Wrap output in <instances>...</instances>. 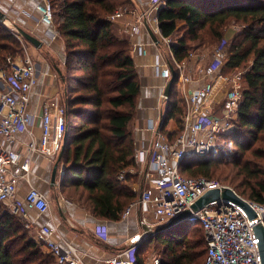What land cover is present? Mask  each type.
Segmentation results:
<instances>
[{"label":"trees","instance_id":"trees-1","mask_svg":"<svg viewBox=\"0 0 264 264\" xmlns=\"http://www.w3.org/2000/svg\"><path fill=\"white\" fill-rule=\"evenodd\" d=\"M130 3L52 0L56 27L64 41L65 64L82 77H75L74 84L66 88L68 137L61 159L65 166L61 188L65 196L110 222H120L139 199L131 190L130 171L136 168L133 122L141 88L131 45L115 34L110 19ZM231 20L244 28L227 44L223 73L247 68L235 127L215 153L183 161L179 171L184 177L227 182L248 200L264 203V0H167L157 14L159 30L163 37L172 38L178 62L193 50L222 44L223 30ZM21 40L0 22V67L5 68L9 58L22 52ZM178 90L177 81L161 128L171 142L180 131L171 134L168 125L174 121L182 128L186 113L185 99L179 98ZM177 227L144 236L135 251L136 263L145 264L144 252L162 245L160 264H205L207 244L202 229L189 223ZM0 264H58L7 204L0 205Z\"/></svg>","mask_w":264,"mask_h":264},{"label":"built area","instance_id":"built-area-1","mask_svg":"<svg viewBox=\"0 0 264 264\" xmlns=\"http://www.w3.org/2000/svg\"><path fill=\"white\" fill-rule=\"evenodd\" d=\"M37 10L41 21L53 31L55 17L52 0H40ZM151 9L159 12L166 7L167 0H148ZM144 15L136 16L125 8H120L111 17L115 22L121 18L133 21L127 32L137 34L146 22ZM146 24V23H145ZM158 29V28H157ZM158 47L167 62L158 67L159 75L168 82L172 75L170 65L178 75V87L186 102V113L182 118V129L173 142L161 134L156 135L150 148L149 169L145 174L151 189L143 190L140 203L151 207L158 224L166 225L170 221L190 212L183 223L198 225L207 244L205 264H262V258L256 236V228L264 232V203L247 200L232 187L206 178L184 177L179 167L183 161L204 158L215 153L222 145L224 136L231 134L238 118L240 102L244 93L243 75L236 72L224 74L223 68L228 60V51L224 47L216 48L211 63L203 65L197 55L191 53L183 62H178L172 51V38L163 37L157 30ZM53 31L50 36H59ZM131 52L136 56L147 54L145 47L135 43ZM5 68L0 67V137L8 145L17 142V137L27 133L31 141L25 146V154L0 149V205L7 204L11 213L22 217L28 223L27 213L37 216L47 213L50 203L41 191L30 185L24 199L25 209L18 200L19 183L28 181L31 172L29 155L40 154L45 161H55L65 148V136L68 135L66 107L59 99L45 104L41 118L42 133L39 139L32 133L35 117L29 113L31 93L38 83L36 65L30 55L20 59H8ZM195 83L201 85L194 89ZM144 91L140 89V96ZM166 97L162 120L165 119L168 106ZM151 126L156 131L152 122ZM123 179V176H120ZM29 183V182H28ZM218 190L220 198L194 211L192 207L211 191ZM225 191L232 192L242 199L253 211L252 220L246 210L235 200L224 196ZM133 204L125 213L128 216L136 207ZM144 224L148 225L145 221ZM182 223V224H183ZM148 227V226H146ZM147 231H152L148 227ZM97 234L107 240V228L101 227ZM54 230L43 226L36 230L34 239L42 249L52 255L58 264H81V259L71 247L63 248L53 239ZM137 246L131 250L136 251ZM159 258L151 264H160ZM106 264H137L135 259L124 260L121 254L105 261Z\"/></svg>","mask_w":264,"mask_h":264},{"label":"crops","instance_id":"crops-1","mask_svg":"<svg viewBox=\"0 0 264 264\" xmlns=\"http://www.w3.org/2000/svg\"><path fill=\"white\" fill-rule=\"evenodd\" d=\"M40 2V0H0L2 9L0 10L4 14L6 13V17L10 14L11 17L23 18V30L36 37L43 45L40 49L32 46V55L29 54L32 59L33 56L36 58V61L34 59L33 61L36 65L38 78V83L31 93V103L28 108L29 113L35 117L31 130L37 139L41 137L42 133L41 118L44 105L52 103L55 99H62L65 81L64 41L60 36H50L53 31L41 21L37 10ZM127 7L136 16L144 15L146 18V24L141 26L137 34L127 32L133 22L128 18H121L114 22L115 34L118 37L128 40L130 45L141 44L147 51V54L143 56H136L132 52L138 72L139 86L144 91L137 99L136 115L133 122L136 168L130 171L134 180L130 186L131 190L139 195L136 207L128 216L124 214L120 222L99 219L86 206L75 199L68 198L63 193L61 179L65 166L62 162L58 167L56 185H52V171L57 159L47 162L40 154L28 156L31 160L30 176L28 181H20L18 188V200L23 209H25V195L30 185L45 194L50 203L47 213L37 216L26 210L31 229L36 231L43 226L51 227L54 230V241L62 245L63 248L74 249L81 259V264H106L105 261L118 254H121L124 260H133L135 251L131 248L150 233L145 230V227H151L152 231L159 227L156 225V217L152 208L143 206L139 201L142 191L151 189L145 174L149 169L150 148L159 133L158 130L162 122L164 108L162 97L167 85V82L159 75L158 67H162L167 59L157 44L159 37L157 32L159 30L158 10H152L148 0H131ZM200 58H202L203 65H209L212 56L205 60V56L197 54L199 61ZM204 62L206 63L204 64ZM200 85V83H195L192 88L196 89ZM152 122L156 131L151 126ZM168 126L171 127L169 131L171 134L175 135L180 131L174 121H171ZM30 141L31 137L27 133L20 134L17 137V142L13 145L6 144L0 137V149L4 148L27 156L25 146ZM105 226L108 239L102 240L97 231ZM131 242L134 243L131 245Z\"/></svg>","mask_w":264,"mask_h":264},{"label":"rangeland","instance_id":"rangeland-1","mask_svg":"<svg viewBox=\"0 0 264 264\" xmlns=\"http://www.w3.org/2000/svg\"><path fill=\"white\" fill-rule=\"evenodd\" d=\"M1 7V6H0ZM1 9V8H0ZM125 9L128 10V7H125ZM2 10V9H1ZM4 11V9H3ZM6 14V13H5ZM8 14V12H7ZM9 16V17H8ZM7 21L5 23H2L4 25V27L10 29L11 31H13L14 33H17V30L16 28L17 27H20V28H24V24L22 22V19L23 18H20V17H11L10 14L7 15ZM244 28V25L242 23H239V22H236L234 20H231L227 25L226 27L224 28V32H225V35H224V42L222 44H219V45H212V46H207V47H203V48H200L198 51L197 50H193L192 53L194 54H201L202 56H205V60L208 59L209 57L211 58L212 56V53L213 51L218 48V47H224L226 50H227V44H231L233 42V39L234 37L240 33ZM53 31L57 34L58 30H57V27H56V22H55V28L53 29ZM61 37V35H59ZM21 37V36H20ZM23 39V37H21ZM62 38V37H61ZM21 43H22V52L17 54L18 56L15 57V59H20V58H23L25 55H29L32 53V45L29 44L27 41H25L24 39L21 40ZM65 48V47H64ZM32 55V54H31ZM34 58V61H36V58L35 56H33ZM64 58H65V49H64ZM207 62V61H206ZM204 62V64L206 63ZM247 68H243L244 71H241V72H245ZM64 76L67 78H69V75H70V79L67 81H64V84H63V95H62V99H59V103L60 105H65L64 104V100L65 98L67 97V94H66V88L73 85L76 78L75 77H79L80 79H82L81 76H78V74H75V72H70L69 68H67L66 64H65V68H64ZM233 73H231L230 75H232ZM74 75V76H73ZM244 86V89L246 88V84L244 83L243 84ZM180 90V89H179ZM179 98L183 99V94L181 92V90L179 91ZM186 103V102H185ZM177 124V123H176ZM177 127L181 130L182 128H180V126H178L177 124ZM167 130L170 131L171 130V127H167ZM180 133V132H179ZM180 135V134H178ZM177 135V136H178ZM223 146V145H222ZM222 146H220L219 148H221ZM224 149L226 150H229L230 148L229 147H226L224 146ZM194 159V158H193ZM219 183L223 184V185H226V186H230L232 187L231 185H229V183H222L219 181ZM233 188V187H232ZM234 189V188H233ZM236 191V189H234ZM237 192V191H236ZM238 193V192H237ZM239 194V193H238ZM242 196V195H241ZM243 197V196H242ZM245 198V197H243ZM247 199V198H245ZM248 200V199H247ZM7 209L9 210V207L7 206ZM19 217V216H18ZM156 225L160 227V225L158 224V220L156 219ZM184 226H188V225H184ZM186 229L185 227H177L176 230H184ZM30 231V235L32 237H34L36 231L32 230V229H29ZM201 233V232H200ZM203 235V232L201 233ZM194 239L197 240V236H194ZM138 241V240H136ZM141 241V240H140ZM140 241H138L136 243V246L137 248L140 247L142 244L140 243ZM134 242H131V245L133 244ZM139 243V244H138ZM163 251V247L162 245H156V249L153 250V248H150V249H147L145 252H144V257L146 258L145 259V264H151V260L154 259V258H159L160 260L162 259L163 257V254L162 252Z\"/></svg>","mask_w":264,"mask_h":264},{"label":"water","instance_id":"water-1","mask_svg":"<svg viewBox=\"0 0 264 264\" xmlns=\"http://www.w3.org/2000/svg\"><path fill=\"white\" fill-rule=\"evenodd\" d=\"M7 20L8 19H7L6 15L0 10V22L5 23ZM16 30H17L18 34L21 37H23V39L25 41H27L29 44H31L36 49H40L43 46L42 42L40 40H38L36 37L32 36L31 34L26 32L25 30H23L22 28L17 27ZM170 71H171L172 77L167 82V85H166V88H165L164 94H163V96L166 97L167 99L170 98L174 84L178 81V75L176 74L175 69L171 65H170ZM163 124H164V120H162L158 132H160ZM67 137H68V135L66 134L65 141L67 140ZM62 155H63V152L60 153V155L57 158V162L55 163V165L53 167L52 177H51V183L53 186L56 185L57 171H58V167H59V164L61 162V159H62ZM224 196L235 200L241 207H243L246 210V212L248 213V215L250 216V218L252 220H254L256 218L255 214L249 208V206L244 201H242V199L236 197L232 192L225 191ZM219 198H220V192L218 190L211 191V192L207 193L203 198H201L197 203H195V205L192 207V209L194 211H198V210L204 208L205 206H207L208 204H210L211 202L218 200ZM189 215H190V212H187V213L183 214L181 217H178V218L170 221L166 225L160 226L154 231H150L149 235L151 237H153V236H155L161 232H164V231L170 230L174 227H177V226L181 225L184 222L185 218H187ZM145 230L147 231L148 227H145ZM256 236H257L258 246H259V250H260V254H261V258H262V264H264V232H263V229L261 227L256 228Z\"/></svg>","mask_w":264,"mask_h":264}]
</instances>
